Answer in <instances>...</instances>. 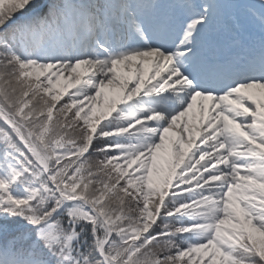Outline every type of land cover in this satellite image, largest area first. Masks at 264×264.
<instances>
[{"label": "rangeland", "instance_id": "obj_1", "mask_svg": "<svg viewBox=\"0 0 264 264\" xmlns=\"http://www.w3.org/2000/svg\"><path fill=\"white\" fill-rule=\"evenodd\" d=\"M15 4H18L16 0H0V8L5 5L4 8H7L4 13H0L3 16L7 15L5 21L13 16L12 12L18 10L16 7L19 6ZM194 19V16H190L184 23L189 26ZM121 24L125 23L121 22ZM144 24L143 20H138L135 26L142 28ZM97 47L104 46L99 44L98 40L88 42V46L83 48L84 52L77 49L66 58L59 60L61 52L54 45L56 51L54 48L50 50L53 56H57L58 53L55 63L38 57L31 65L17 61L14 66L7 59L0 58V99L13 125L24 132V139L29 145L35 146L30 130L31 126L37 129L32 124L33 117L38 115L47 123L51 119L47 114L51 112L57 124L73 126L75 130L73 132L76 134L69 139H76L82 148L94 129L95 139L108 138L111 135L109 131H105L109 123L106 120L108 114L121 112L123 103L133 101L136 106H132L131 109L135 114L131 118L121 115L120 117L126 118L128 122L120 123L118 130L126 131L130 138L147 133L149 142L141 143L137 150H129L125 155L116 152L112 156L105 157L102 162H107L125 179L127 183L123 192L135 198L139 203V211L141 208L147 211L151 209L147 212L151 221L148 227L155 225L152 218L156 210L159 213L156 212L155 215L159 218L167 212L165 208L167 201L159 206L155 200L157 198L160 200L165 194H171V191L165 190L171 171L176 172L173 173L175 180L181 179V182L187 181L190 184L193 179L188 178V171L191 170L193 173L194 167L202 163L208 173L207 177L203 178V183H211L216 189L220 187L212 197L216 203L217 214H209L212 223L203 225L200 223L192 227L193 235L199 238L196 240L200 242L209 238L208 244H205L206 246L199 244L200 248L195 251L179 250L176 256L179 259L184 258L189 264H205L202 261L205 252L207 254L212 252L215 256L214 263L220 260L224 264H264L262 227L264 224L247 219V204H244L247 197L256 193L257 184L264 182V164L259 162L261 158L258 157V148L254 147V145L263 146L264 143V135L259 131L260 127H255L253 124L244 125V122L235 123L226 116L222 117L219 115L222 112L220 108L216 111L211 101L202 100L197 95L190 96L187 100L182 99V107L177 114L171 116L166 117L164 113L157 111V102L151 101L152 106L147 108V101L141 98L144 94V86L148 85L146 90L153 92L154 96L164 89L162 85L168 81L171 74L166 71L172 69L171 66L168 67L167 59L162 57L158 62L149 59L147 52L150 49L131 52L121 49L107 53V51H98ZM87 61H90V64ZM5 82H10V89L13 90L14 86L18 93L21 91V94L19 96L9 94L10 89ZM78 84L80 87L72 91ZM255 86L250 85L248 93L255 95ZM263 97H260L259 104L264 106ZM253 99L257 100V96ZM34 103L41 106L39 110L26 108V105ZM252 105L254 106L253 102ZM15 112L25 114L24 119L30 128L21 126L17 115L13 114ZM43 130L44 127L38 133L40 137L49 140L59 137L60 133L57 130L47 132ZM69 131L72 132V129L69 128ZM210 131L211 135L204 136L203 139L198 137L200 133ZM229 134L233 136L227 138ZM112 148L111 145H104L105 151ZM187 151H190L189 155ZM89 160L91 161L88 163L93 164L92 159ZM17 168L13 164L7 168H0L1 177L10 178ZM175 186L176 184L171 185V187ZM104 192L105 188L101 192L105 197ZM21 193L27 195L24 189ZM259 196L264 201V195L260 193ZM116 197H108L110 203L123 205L124 209H127L125 201ZM239 208L241 214L237 215L235 209ZM132 212H138V209ZM195 221H197L196 217L191 220L190 226ZM230 227L251 230L255 246L261 256L257 254L254 258V254L247 251L245 244L241 247L240 242L243 238L233 233ZM212 229H215L214 235ZM48 232L50 227L47 225L43 233L48 234ZM246 237L247 234L244 237L247 245ZM230 244L233 245L232 251ZM250 258H254V261L251 262ZM2 260L6 259L4 250L0 249V264ZM181 263L173 262V264ZM22 264L38 263L25 260Z\"/></svg>", "mask_w": 264, "mask_h": 264}, {"label": "trees", "instance_id": "obj_2", "mask_svg": "<svg viewBox=\"0 0 264 264\" xmlns=\"http://www.w3.org/2000/svg\"><path fill=\"white\" fill-rule=\"evenodd\" d=\"M16 2L18 4L15 6L19 7L12 12L13 15L25 12L35 3L33 0ZM4 7L6 5L0 8V13L6 11L7 8ZM6 16L0 15L1 25ZM13 31L12 27H8L0 33V58H5L16 66L15 55L8 48ZM9 83L5 82L10 89ZM8 91L12 95L21 94L14 86L13 90ZM2 104L0 99V105ZM40 107L35 103L26 105V108L36 109L35 111ZM13 114L17 115L21 126L29 127L24 119L25 114ZM49 114V122L46 123L42 117L36 115L32 124L37 129L29 127L40 155L47 162L48 172L45 175L34 155L22 146L15 131L8 128L0 118V153L6 152L8 159L20 166L14 184L0 189L2 244L14 253L17 251L22 255L39 258L47 264H106L100 254L103 242L108 239L104 252L109 264H173L176 261L189 264L184 258L179 259L176 256L179 250L196 249L187 248L191 240L185 223L190 208L184 209L182 205L189 201V195L177 194V190H174L165 206L167 212L158 217V222L149 228L151 221L147 212L151 209L147 211L141 208L139 211V203L135 198L123 192L127 183L125 179L107 162H102L109 155L125 151L127 138L111 134L103 140L95 139L86 151L92 131L86 145L81 148L76 139H69L76 134L73 132V126L57 124L53 114ZM117 123L116 118L111 120L107 129L115 130ZM43 127V132L57 130L59 137L51 140L40 137L38 133ZM106 144L113 146L112 150L105 151ZM134 144L137 145V140ZM89 159H92L93 164L88 163L91 161ZM3 164L6 165V162L3 161ZM103 188L105 197L101 195ZM20 189H26L29 195L23 198L9 196L12 190ZM115 196L125 201L127 209H124L123 205L110 203L108 197ZM72 199L81 201H70ZM157 200L158 198L155 200L156 204L159 205ZM82 201L94 211L86 209ZM262 207V211L257 215L259 220H264V206ZM136 209L138 212H132ZM156 212L157 210L155 214ZM47 225L50 227L48 234L43 233ZM238 229L239 236L243 238L241 247L245 244L247 251L250 254L252 252L256 258L260 252L255 246L252 231L247 229L246 245L245 231ZM254 258H250L251 262ZM213 259L215 256L212 252H205L202 261L205 264H213ZM214 264L224 263L218 260Z\"/></svg>", "mask_w": 264, "mask_h": 264}, {"label": "bare ground", "instance_id": "obj_3", "mask_svg": "<svg viewBox=\"0 0 264 264\" xmlns=\"http://www.w3.org/2000/svg\"><path fill=\"white\" fill-rule=\"evenodd\" d=\"M147 55H149V59L154 60L155 62L162 60V56H160V54L158 52H149ZM90 64V61H87ZM155 69V67H154Z\"/></svg>", "mask_w": 264, "mask_h": 264}]
</instances>
